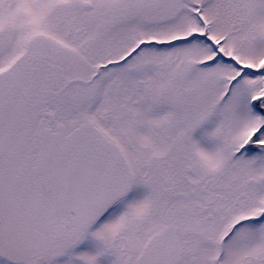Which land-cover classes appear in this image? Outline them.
<instances>
[{"label": "snow or ice", "instance_id": "obj_1", "mask_svg": "<svg viewBox=\"0 0 264 264\" xmlns=\"http://www.w3.org/2000/svg\"><path fill=\"white\" fill-rule=\"evenodd\" d=\"M0 264H264V0H0Z\"/></svg>", "mask_w": 264, "mask_h": 264}]
</instances>
